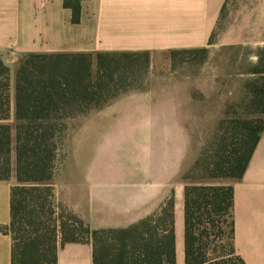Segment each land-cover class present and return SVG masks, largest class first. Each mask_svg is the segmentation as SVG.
Masks as SVG:
<instances>
[{
    "label": "crops",
    "instance_id": "1",
    "mask_svg": "<svg viewBox=\"0 0 264 264\" xmlns=\"http://www.w3.org/2000/svg\"><path fill=\"white\" fill-rule=\"evenodd\" d=\"M225 1L81 0L80 21L73 22L72 9L64 6V0H0V52L10 67L12 101L17 64L29 53L149 52L146 87L79 117L77 131L70 128V137L76 133L81 145L105 147L91 154L89 167L80 172L77 207L79 217L93 229L126 228L160 214L173 197L176 264H185L187 182L182 173L185 159L197 156L192 129L204 126L206 119L219 118L216 111L222 108L218 100L217 107L204 110L197 97L199 90L206 96L220 93L215 87L217 75L205 64L173 66L171 52L212 48L215 44H209V38ZM254 1L260 18L252 24L257 25L256 34L264 33V0ZM245 8L249 14V5ZM228 38L223 45L240 43L231 35ZM259 39L264 47V36ZM215 61L208 57L206 62ZM231 63V57H224L227 82L231 70L225 66ZM261 76L264 79V70ZM219 95L229 97L230 91L223 88ZM118 142L124 147L120 154ZM203 183L233 185L236 251L244 264H264V130L242 178ZM13 184L0 181V225L10 220ZM0 264H11V238L2 231ZM57 264H93V245L59 244Z\"/></svg>",
    "mask_w": 264,
    "mask_h": 264
},
{
    "label": "trees",
    "instance_id": "2",
    "mask_svg": "<svg viewBox=\"0 0 264 264\" xmlns=\"http://www.w3.org/2000/svg\"><path fill=\"white\" fill-rule=\"evenodd\" d=\"M233 0H226L214 37ZM80 21L81 0H64ZM208 47L173 50L172 65L201 63ZM199 52L202 60L192 57ZM262 59L261 70H264ZM147 51H62L23 56L16 67L14 101L10 67L0 52V181L10 189L11 264H57L59 244L90 242L93 264H176L174 199L160 214L126 228H91L63 214L52 184L69 122L131 90L147 86ZM252 109L220 120L200 154L182 173L185 264H244L234 243V187L208 184L243 177L264 130V79L250 82ZM13 104V105H12ZM229 116V113H226Z\"/></svg>",
    "mask_w": 264,
    "mask_h": 264
},
{
    "label": "rangeland",
    "instance_id": "3",
    "mask_svg": "<svg viewBox=\"0 0 264 264\" xmlns=\"http://www.w3.org/2000/svg\"><path fill=\"white\" fill-rule=\"evenodd\" d=\"M246 5H249L251 8L249 14L246 12ZM256 5L259 6L254 0H233L231 6H229L220 21L214 37L215 45L212 48H208L209 50L205 54V56H207L206 59L201 63L185 62L193 67H200L204 64L205 66L207 65L210 71L217 75L215 87L220 89V93L215 96H206L201 90L198 92L197 97L200 101V105L204 106V110H209L214 106L217 107L218 100L222 110L220 113L216 111V115L220 114L219 118H215L214 120L206 119V121L203 122L204 126L192 129V149L193 152L194 150L196 151L197 156L214 133L220 120L223 118L235 117L236 114L234 113L236 112L241 115L243 112L253 108L250 103L251 94L249 84L257 77H261V73L256 71L261 70L262 59H264V47L257 43L261 40L259 37H263L264 33L259 32L256 34L257 25L256 23L252 24L257 18H260V15L259 17L255 15L259 14ZM230 35L231 38L235 37L240 43L231 47L223 45L227 43L224 42V39H229L228 37H230ZM192 57L197 60H202L203 54L195 52L192 54ZM208 57L216 58L215 63L213 62L212 65H210L212 61L207 63ZM224 57L232 58L231 65L226 64L225 66L226 68L230 67L231 70L229 82L226 81L223 74ZM223 88H227L230 91L229 97L226 96L223 98L219 95L222 93ZM226 113H229V116ZM78 119L79 118H75L69 122V127L74 130L73 132L78 129ZM71 129H69L67 139L63 144L62 154L58 157L56 175L52 184L54 186L57 205L64 210L66 209V212L63 211V214L65 213L66 215L70 214L78 217L79 211L77 202L79 197L78 186L81 178L80 172L81 170L83 172L86 171V168L89 167V156L100 151L101 146L103 150H105V147L100 143L81 145L75 136L76 133L73 134V138L70 137ZM116 144L117 153L120 154V151H123L124 147L120 145L119 142ZM195 159H185L183 172L191 166ZM9 180L15 182L14 175H12ZM208 182H212V180Z\"/></svg>",
    "mask_w": 264,
    "mask_h": 264
}]
</instances>
